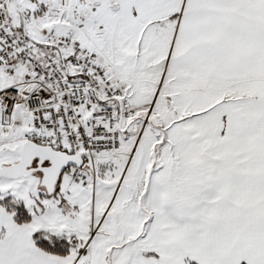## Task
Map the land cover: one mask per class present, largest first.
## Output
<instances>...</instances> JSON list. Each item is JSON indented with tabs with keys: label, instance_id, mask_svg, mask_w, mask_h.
I'll list each match as a JSON object with an SVG mask.
<instances>
[{
	"label": "snow or ice",
	"instance_id": "1",
	"mask_svg": "<svg viewBox=\"0 0 264 264\" xmlns=\"http://www.w3.org/2000/svg\"><path fill=\"white\" fill-rule=\"evenodd\" d=\"M0 264H264V0H0Z\"/></svg>",
	"mask_w": 264,
	"mask_h": 264
}]
</instances>
